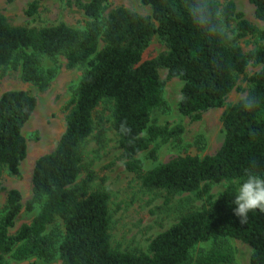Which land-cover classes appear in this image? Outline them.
Instances as JSON below:
<instances>
[{
    "label": "trees",
    "instance_id": "trees-1",
    "mask_svg": "<svg viewBox=\"0 0 264 264\" xmlns=\"http://www.w3.org/2000/svg\"><path fill=\"white\" fill-rule=\"evenodd\" d=\"M43 0H30L25 12L33 17ZM8 4L14 0H6ZM255 18L264 24V0H249ZM150 9L142 16L119 7L102 18V0L75 1L89 19L82 30L63 22L53 26L12 27L0 14V69L20 61L21 80L40 91L48 79L39 73L42 56L63 57L69 69L81 76L65 118V130L57 145L40 157L32 170V200L27 209L39 207L32 223L16 236L8 230L19 214L21 196L7 194V212L0 219V264L3 254L22 261L49 256L54 229L62 228L57 252L61 264H186L191 250L214 238H231L248 245L249 264H264V212L249 214L240 224L235 215L237 186H228L202 209L183 216L168 230L155 236L148 254L132 255L110 247L108 197L93 192L88 180L77 182L81 160L79 145L93 131V112L103 101L112 102V127L118 137L125 168L140 176L147 190L168 193H208L211 184L237 183L247 174L264 176V29L259 30L235 13L232 3L223 10L207 0H141ZM220 15L228 22L238 19L236 40L256 36L262 44L245 55L228 40ZM157 35L168 51L144 60L143 53ZM249 62L259 71L249 78L250 88L221 117L223 142L213 156H182L143 172L137 159L158 138L169 140L182 134L150 126L153 110L165 109L158 68L181 83L178 111L182 117L199 119L201 113L224 107ZM36 107V100L23 91L0 96V168L19 175L27 154L22 129ZM155 159L154 153H150ZM0 172V194L2 192ZM51 229L50 231H48ZM230 254L210 250L196 264H231Z\"/></svg>",
    "mask_w": 264,
    "mask_h": 264
},
{
    "label": "rangeland",
    "instance_id": "rangeland-1",
    "mask_svg": "<svg viewBox=\"0 0 264 264\" xmlns=\"http://www.w3.org/2000/svg\"><path fill=\"white\" fill-rule=\"evenodd\" d=\"M75 1L83 4L90 0H43L38 5L37 13L27 17L25 12L30 0H14L8 4L0 0V14L12 27L41 28L63 22L67 26L82 30L89 19L75 6ZM218 6L219 10L232 3L235 13L241 15L249 24L259 30L264 24L255 18L254 7L249 0H207ZM102 18L115 8H125L142 16H150V9L141 0H102ZM220 22L228 40H234L242 52L247 55L262 42L256 36H246L236 40L238 19L233 17L228 22L220 15ZM168 51L165 43L153 36L143 53L144 60L157 58ZM39 73L48 79L44 91L32 83L21 80L20 61L0 69V96L9 91H23L34 97L36 107L22 129L26 141L27 154L19 167V175H10L4 167L0 168L2 192L0 194V219L7 212V194L16 190L21 196L20 212L15 217L8 236L14 237L24 225L32 223L39 207L27 205L32 200V170L35 162L49 154L57 145L65 130V118L71 108V100L76 84L81 76L79 68L69 69L61 56L48 58L42 56ZM260 67L249 62L243 75L237 77L236 88L226 97L224 107L210 109L201 113L199 119L182 117L178 111L182 83L177 78H170L167 70L158 68L162 84L161 95L166 103L165 109L153 110L150 126L172 131L180 127L182 134L177 138L164 140L158 138L149 144V148L139 154L137 159L142 164L143 172L182 156H213L220 148L224 133L221 117L228 106L240 102L247 94L249 78ZM112 102L103 100L93 112V131L78 147L80 156V174L77 182L88 180L91 191L103 192L108 197L109 237L113 251L132 255L148 254L150 241L158 234L168 230L183 216L198 211L214 201L228 186L237 182L222 181L211 184L208 193L202 189L194 193H168L165 190H147L140 176L129 172L121 159L118 137L112 127ZM155 159H151L150 153ZM49 229L48 231H50ZM62 228L54 229L50 238L49 256L46 259L36 257L17 261L12 253L2 255L5 264H61L57 252ZM218 249L223 254H230L231 264H249L251 248L245 243L231 238H214L195 246L186 264H196L200 257L210 250Z\"/></svg>",
    "mask_w": 264,
    "mask_h": 264
},
{
    "label": "clouds",
    "instance_id": "clouds-1",
    "mask_svg": "<svg viewBox=\"0 0 264 264\" xmlns=\"http://www.w3.org/2000/svg\"><path fill=\"white\" fill-rule=\"evenodd\" d=\"M234 204L240 224L247 223L250 213L264 212V176L249 173L241 178L235 189Z\"/></svg>",
    "mask_w": 264,
    "mask_h": 264
}]
</instances>
